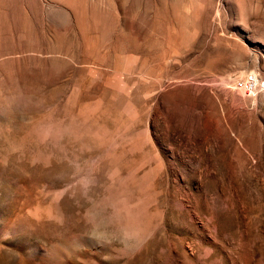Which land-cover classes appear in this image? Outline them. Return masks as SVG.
<instances>
[{
	"label": "rangeland",
	"instance_id": "rangeland-1",
	"mask_svg": "<svg viewBox=\"0 0 264 264\" xmlns=\"http://www.w3.org/2000/svg\"><path fill=\"white\" fill-rule=\"evenodd\" d=\"M249 70L264 0H0V264H264Z\"/></svg>",
	"mask_w": 264,
	"mask_h": 264
},
{
	"label": "built area",
	"instance_id": "built-area-1",
	"mask_svg": "<svg viewBox=\"0 0 264 264\" xmlns=\"http://www.w3.org/2000/svg\"><path fill=\"white\" fill-rule=\"evenodd\" d=\"M233 86L239 87L250 96L260 97V106L264 109V73L249 70L231 79Z\"/></svg>",
	"mask_w": 264,
	"mask_h": 264
},
{
	"label": "clouds",
	"instance_id": "clouds-1",
	"mask_svg": "<svg viewBox=\"0 0 264 264\" xmlns=\"http://www.w3.org/2000/svg\"><path fill=\"white\" fill-rule=\"evenodd\" d=\"M109 227H113V225L109 224Z\"/></svg>",
	"mask_w": 264,
	"mask_h": 264
},
{
	"label": "bare ground",
	"instance_id": "bare-ground-1",
	"mask_svg": "<svg viewBox=\"0 0 264 264\" xmlns=\"http://www.w3.org/2000/svg\"><path fill=\"white\" fill-rule=\"evenodd\" d=\"M48 251V250H47ZM49 252H52V251H49ZM49 252H47V253H49Z\"/></svg>",
	"mask_w": 264,
	"mask_h": 264
}]
</instances>
